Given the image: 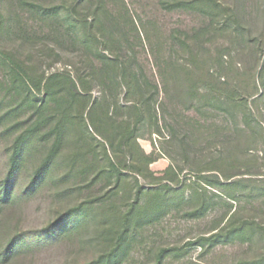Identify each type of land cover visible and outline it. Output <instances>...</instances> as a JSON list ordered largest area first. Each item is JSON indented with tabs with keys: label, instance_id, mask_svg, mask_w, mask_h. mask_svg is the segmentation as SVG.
<instances>
[{
	"label": "rangeland",
	"instance_id": "rangeland-1",
	"mask_svg": "<svg viewBox=\"0 0 264 264\" xmlns=\"http://www.w3.org/2000/svg\"><path fill=\"white\" fill-rule=\"evenodd\" d=\"M0 50L1 264H264V0H0Z\"/></svg>",
	"mask_w": 264,
	"mask_h": 264
},
{
	"label": "trees",
	"instance_id": "trees-1",
	"mask_svg": "<svg viewBox=\"0 0 264 264\" xmlns=\"http://www.w3.org/2000/svg\"><path fill=\"white\" fill-rule=\"evenodd\" d=\"M42 12H45V10H42ZM0 61H2V63L4 64H8L11 66V68L13 69L14 73L16 74V80H14L15 85H17L19 83L18 79H23V83H25V85H28V83H26L27 79L25 76H22V71L19 70V67L17 66L18 64L12 60L8 55H6L3 51L0 50ZM43 124V120L38 119L35 123L34 126H32L30 128V132H33L37 126L42 125ZM26 135V134H25ZM25 135L24 136H20L16 142L14 143V147H13V154L9 159L8 162V167H7V171H6V175L4 176L3 180L0 182V206L1 204L5 203L8 201V199L11 196V192H12V188H13V184L14 181L16 179L18 170H19V158L23 149V142L25 140ZM149 163H151L150 159H149ZM45 167H41L39 168L36 177L33 178V180H31L30 185H33V183L37 180V178L40 177V174L44 171ZM72 213V212H71ZM70 213V214H71ZM69 214V215H70ZM123 236V235H122ZM217 234H212V236L209 239H213L214 237H216ZM123 240L124 239H120L119 243H117V245L112 249V251L103 256L100 257L98 260L90 263V264H119V260L121 259V256L125 253V248H123ZM202 241L205 239H201ZM11 245L10 247L6 248L1 254H0V264L1 262L5 261L8 257V254L10 252L11 249ZM165 252V250H161V252L158 254V259L160 260L163 256V253Z\"/></svg>",
	"mask_w": 264,
	"mask_h": 264
}]
</instances>
